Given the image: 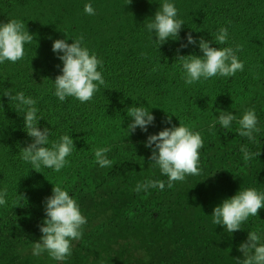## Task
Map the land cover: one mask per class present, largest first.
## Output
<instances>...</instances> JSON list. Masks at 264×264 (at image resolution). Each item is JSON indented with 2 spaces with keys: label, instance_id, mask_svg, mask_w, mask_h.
<instances>
[{
  "label": "trees",
  "instance_id": "trees-1",
  "mask_svg": "<svg viewBox=\"0 0 264 264\" xmlns=\"http://www.w3.org/2000/svg\"><path fill=\"white\" fill-rule=\"evenodd\" d=\"M169 2L177 8V18L184 25L178 40L169 39L157 48L151 39L153 33L145 25L162 0H132L127 6L126 0H0V23L17 19L34 36L31 44L24 45L22 60L0 64V94L11 90L13 94L23 92L35 99L37 117L43 118L37 126L50 130L49 140L67 134L75 145L67 157L69 164L60 172L43 167L41 173L32 170L21 159V148L31 143L23 128V114L17 113L8 98L0 95V190L5 187L8 190L7 202L0 206V221L6 218L8 229L16 230L14 223L28 216L39 217L53 185L70 189L69 176L76 174L72 170L74 163L83 164L90 152L127 122L128 107L146 104L164 109L179 107L182 114L176 121L185 122L192 120L199 107L203 111L232 92H239V97L254 84L260 85L259 78L264 77V0ZM85 4H91L96 14L87 15ZM221 27L228 29L227 43L216 45L215 34ZM188 33L197 39V44L180 48ZM81 34L83 46L103 61L98 70L106 84L100 86L90 102L80 103L72 97L61 102L54 95V79L61 74L62 62L51 45L56 39L71 44ZM200 37L212 40V47L235 49L240 45L237 56L244 70L232 77L216 76L186 85L177 56H201ZM21 195L24 199L18 197ZM6 235L0 230V238ZM31 257L35 256L17 253L7 264L19 261L24 264L38 256Z\"/></svg>",
  "mask_w": 264,
  "mask_h": 264
},
{
  "label": "rangeland",
  "instance_id": "rangeland-1",
  "mask_svg": "<svg viewBox=\"0 0 264 264\" xmlns=\"http://www.w3.org/2000/svg\"><path fill=\"white\" fill-rule=\"evenodd\" d=\"M238 97L232 92L215 106L199 107L192 120L176 121L181 109L146 104L155 117L147 132L139 128L127 135V122L119 125V133L105 138L98 147H110L108 159L111 168H101L90 152L83 164L72 166L76 171L69 176V195L74 198L81 214L87 218L82 238L72 241V254L65 261H55L45 252L29 264H236L243 259L238 251L249 231H258L264 243V208L258 216H250L241 230L227 233L212 223V210L224 199L239 190L255 188L264 193V77ZM160 108V109H159ZM164 109V110H163ZM247 109H254L259 133L256 143L241 137L233 121L228 129L210 126L219 111L231 112L237 118ZM160 110V111H159ZM171 118V124L166 122ZM189 126L203 138L199 150L200 175L186 176L183 182L167 187V177L149 160L151 149L145 147L150 134L165 127ZM246 145L250 152L260 151L259 157L245 162L240 148ZM145 180H163L165 187L149 188L135 193L132 189ZM44 209L39 217H26L14 223L16 230L8 229L6 218L0 221V230L7 234L0 238V264H7L17 253H32L33 242L42 233L39 226L45 219ZM19 219V218H17ZM10 234H9V233ZM31 257V259L35 258ZM43 258L42 261L40 258ZM27 262H24L27 263ZM14 264H22V261Z\"/></svg>",
  "mask_w": 264,
  "mask_h": 264
},
{
  "label": "clouds",
  "instance_id": "clouds-1",
  "mask_svg": "<svg viewBox=\"0 0 264 264\" xmlns=\"http://www.w3.org/2000/svg\"><path fill=\"white\" fill-rule=\"evenodd\" d=\"M150 2V0H149ZM132 0H126L130 5ZM84 12L87 15H95L91 4L84 5ZM178 10L169 0H162L154 16L145 25L149 33H153L151 39L158 46L165 44L169 39L178 40L179 33L184 21L178 19ZM155 37V39H153ZM34 36L26 30L25 23L17 19L0 23V64L7 62L17 63L25 56V44H31ZM72 39V38H71ZM228 29L221 27L215 34V44H226ZM84 36L72 39V43H66L65 39L53 40L51 50L57 54L62 62L60 73L54 79V95L61 101L72 97L80 103L90 102L94 95L100 90V86L106 84L102 72L103 61L95 53L83 46ZM213 41L198 39V47L201 56L178 55L180 60L183 79L186 85H192L201 80H208L212 77H232L237 72L244 70L243 62L238 58L237 52L241 46L212 47ZM197 39L191 33L186 34V43H181L180 48L188 45H196ZM179 53V49H177ZM141 55H146L141 53ZM59 67V66H58ZM13 104L17 113L23 115V128L26 134L31 137V143L21 148V159L31 165V169L41 173V168H50L55 172L69 164L67 157L75 149L74 141L70 135H62L58 140H49L50 130L37 126L38 119L36 108L37 101L23 92L13 94L6 90L2 94ZM2 104V102H0ZM127 117L130 122L127 125V135L135 133L139 128L147 132L150 125L154 124L155 117L151 112L142 106H130L127 108ZM238 124L236 132L241 137L256 143L254 133H259L257 127L258 119L254 109L244 111L242 117L237 118L231 112L220 110L211 128L217 125L222 129H228L232 122ZM166 122L171 124V118ZM50 144V147L47 145ZM145 147L151 149L149 160L158 167L161 175L167 177V187L172 188L174 182H183L186 176L200 175L199 150L203 147V138L199 132L191 130L189 126L179 123V126L165 127L156 134H150L145 141ZM94 160L101 168H111L113 161L108 159L107 153L110 147H100L93 150ZM245 162L259 157L260 151L253 153L246 145L240 148ZM163 180H145L137 183L132 189L133 192H147L149 188L163 190ZM8 195L7 187L0 190V206L6 204ZM21 199L24 197L18 196ZM264 208V193L255 188L239 190L235 195L224 199L212 210V223L220 225L225 232L234 233L241 230V225L250 216L257 217L260 209ZM45 219L39 226L42 233L38 242H33L32 255L40 256L47 253L55 261H65L72 254V241H78L83 235V226L87 218L81 214L77 201L72 198L66 190L60 186L52 187V194L44 199ZM238 251L243 254V259L237 258L236 264H264V243L258 231H249L245 242L241 243Z\"/></svg>",
  "mask_w": 264,
  "mask_h": 264
}]
</instances>
